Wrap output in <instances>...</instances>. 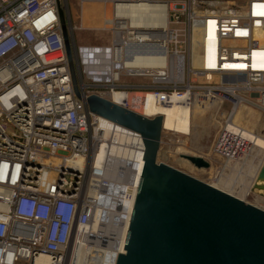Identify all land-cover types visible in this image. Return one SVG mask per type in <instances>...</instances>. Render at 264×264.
<instances>
[{"label": "built area", "instance_id": "built-area-1", "mask_svg": "<svg viewBox=\"0 0 264 264\" xmlns=\"http://www.w3.org/2000/svg\"><path fill=\"white\" fill-rule=\"evenodd\" d=\"M96 2L109 13L101 27L107 44L75 43L82 17L66 25L78 98L61 28L66 0H0V264L44 257L48 264H115L124 253L141 135L109 122L105 139L88 96L112 102L119 94L112 103L139 115L148 100L188 110L227 104L211 144L226 163L247 145L227 128L238 107L264 111V0H80V7ZM136 4L148 5L144 20L130 13ZM169 133L162 123L161 136ZM111 162L125 166L117 185ZM235 164L232 187L242 175ZM127 187L134 198L125 230L111 217Z\"/></svg>", "mask_w": 264, "mask_h": 264}, {"label": "water", "instance_id": "water-1", "mask_svg": "<svg viewBox=\"0 0 264 264\" xmlns=\"http://www.w3.org/2000/svg\"><path fill=\"white\" fill-rule=\"evenodd\" d=\"M61 28L80 98L63 18ZM85 102L94 115L141 135L129 181L138 189L115 264H264V211L208 185L218 161L158 153L160 115L147 118L97 95ZM257 178L264 180V160Z\"/></svg>", "mask_w": 264, "mask_h": 264}, {"label": "rangeland", "instance_id": "rangeland-1", "mask_svg": "<svg viewBox=\"0 0 264 264\" xmlns=\"http://www.w3.org/2000/svg\"><path fill=\"white\" fill-rule=\"evenodd\" d=\"M61 3L64 5L65 0H61ZM66 5L68 15L65 14L63 18L65 25H67L68 18L73 25H78L82 17L83 30L74 32V41L77 45H103L109 42V33L101 30L105 13L106 17L109 14L105 11V6L96 2L84 5L81 9L80 0H66ZM126 81L134 82L136 80L126 79ZM227 109V104L204 105L203 107L196 104L192 110L190 133L188 135L162 134L158 153L218 161L208 185H213L217 189L264 211V186L252 185L264 160V150L246 143L243 152H240L234 161L227 163L225 159L216 156L211 151V144L220 127L223 126V116ZM232 122L239 128L264 140L263 110L241 105L238 107ZM234 163H236L234 167L238 168L242 175H240V184H235L232 187L230 179L235 171L231 166ZM223 167L225 170L221 173ZM49 177L52 178L51 175ZM244 189L246 194H240Z\"/></svg>", "mask_w": 264, "mask_h": 264}, {"label": "bare ground", "instance_id": "bare-ground-1", "mask_svg": "<svg viewBox=\"0 0 264 264\" xmlns=\"http://www.w3.org/2000/svg\"><path fill=\"white\" fill-rule=\"evenodd\" d=\"M147 6L148 5H145V4H139V5L136 4V5L131 7L130 13L133 14L134 17H137V18L140 17L141 20H144V18L147 16V13L149 12L148 11L149 7H147ZM118 99H119V94H113L111 101L114 103H119ZM195 106L196 105H194V107ZM200 106H201V104H200ZM192 110H193V108L188 110L187 108L180 107L177 105H174V106L168 107V108H156L155 106H153L151 104L150 100H148L147 104H145L144 112H142L141 115L144 117H147V116L152 115V114H158V115L162 116V123H163V126L165 129L171 130V131L178 133V134L188 135L190 133V127H191ZM236 112L234 113L233 118H234ZM196 115H198V114H196ZM233 118H232V120H233ZM109 122L110 121L103 119V118L100 122V127L103 129L105 139L111 138V137H109V133H110V127H109L110 123ZM227 128L229 130L234 131V132L237 131L238 136L240 137V139L243 142L251 144L254 147H257L259 149L264 150V140L263 139L253 135L252 133H250L244 129L239 128L238 126L233 124V122L227 124ZM116 139H118V138H116ZM117 152H118V150L116 148H112V155L118 156L120 154L119 156H123L124 158L126 157V155L128 156V153L124 154L122 152H119V153H117ZM262 163H263V161H262ZM124 167L125 166L120 165V164L117 165V163L116 164H114L113 162L110 163V169H109L108 175H109L110 179L112 180V182L114 183L113 185H117L120 183V182H118V179L120 177H122L123 173L121 171H122V168H124ZM257 174H258V172L255 175V178H254V181L252 182L253 183L252 185L253 186H264L263 180L257 181ZM127 177H129V176H127ZM120 179H122V178H120ZM222 183L225 184L224 182H222ZM113 187H115V186H113ZM212 187L217 189V187H214L213 185H212ZM218 190H220V189H218ZM224 193H225V191H224ZM133 198H134V191H131L129 189V187H127V189L125 191V196L121 201L122 206L116 207L117 210L113 211L114 214H112V217H111V220H113V222H116V223L117 222L118 223L119 222H125V230H126L127 223L129 220V214H130L129 212L131 211V208H132ZM125 211H127L126 214H124ZM113 222L111 224L112 225L111 228H112V231H115L116 226L114 225ZM125 230L123 232H125ZM122 239H125V235L123 236ZM123 241L121 244H123ZM111 255L112 254H108L109 257H111ZM46 259L47 258H45V257H44V259H42V258L39 259L37 261V264H48Z\"/></svg>", "mask_w": 264, "mask_h": 264}]
</instances>
